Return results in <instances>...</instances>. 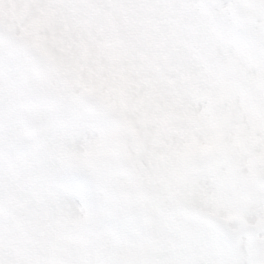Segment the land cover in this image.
Here are the masks:
<instances>
[{
	"label": "snow or ice",
	"instance_id": "obj_1",
	"mask_svg": "<svg viewBox=\"0 0 264 264\" xmlns=\"http://www.w3.org/2000/svg\"><path fill=\"white\" fill-rule=\"evenodd\" d=\"M0 264H264V0H0Z\"/></svg>",
	"mask_w": 264,
	"mask_h": 264
}]
</instances>
